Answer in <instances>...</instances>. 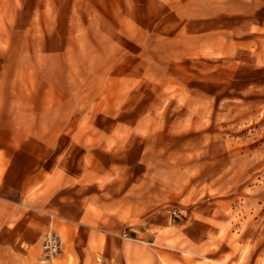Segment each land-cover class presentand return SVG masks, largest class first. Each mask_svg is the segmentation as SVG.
I'll list each match as a JSON object with an SVG mask.
<instances>
[{"label":"rangeland","instance_id":"obj_1","mask_svg":"<svg viewBox=\"0 0 264 264\" xmlns=\"http://www.w3.org/2000/svg\"><path fill=\"white\" fill-rule=\"evenodd\" d=\"M79 1L10 5V12L36 15L78 10L77 20L62 22L78 29L77 37L44 38L36 26L26 38L16 27L12 55L21 58L27 44L26 56L38 62L34 50L46 45L44 72L53 76L59 60L93 78L94 101L79 94V108L125 112L135 125L128 142L134 137L143 171L155 173L110 176V212H128L127 219H112L106 231L91 229L87 245L65 243L48 228L40 264H59L63 253V264H264V0ZM215 10L223 13L217 29ZM29 23L39 24L32 17ZM5 56L0 53V76ZM40 79L0 84V93L10 91V102H0L10 107V176L28 173L27 161L13 159V151L25 146L38 155L46 103ZM5 121L0 116V127ZM6 167L0 158V176ZM119 191L127 194L120 210ZM139 206L143 219L135 220L129 212ZM164 215L168 226L150 218ZM51 236L59 240L55 254L43 246Z\"/></svg>","mask_w":264,"mask_h":264},{"label":"crops","instance_id":"obj_2","mask_svg":"<svg viewBox=\"0 0 264 264\" xmlns=\"http://www.w3.org/2000/svg\"><path fill=\"white\" fill-rule=\"evenodd\" d=\"M79 2L0 0V53L6 54L4 63L1 62L6 71L0 76V84H30L32 81L27 79L37 75L42 79L38 83L46 86L45 91L39 90V97L46 103L39 112L38 155L25 146L12 152L13 159L20 156L27 161L28 173L22 176H10V107H0V116L6 117V124L2 122L0 127V158L7 166L0 176V264H40L42 236L48 228L60 232L65 243L87 245L91 229L106 231L111 227L112 219L123 222L128 217V212L120 210L127 194L120 191L117 195L120 211L114 215L110 212V176H154L155 173L148 175L143 171L142 148L136 146L134 137L128 142V129L135 125L127 124L125 112L79 108V94L86 93L87 99L94 101L93 78L80 77L79 72L71 70L73 67L69 63L59 60L55 63L53 76L44 72L47 68L46 45L43 48L40 44L34 50L40 53L38 62L26 56L31 52L27 44L19 50L23 54L21 58L12 55L18 52L10 46V38L16 35L17 28L26 38L36 26L44 38L77 37L78 29L62 22L77 20L78 16L74 14L78 10L62 13L56 8L54 12L41 10L36 15L10 12V5H23L24 8L32 5L77 6ZM219 11L215 10L216 29L218 17L223 14ZM31 17L39 24L33 23L31 27ZM25 19L28 24L24 23ZM47 27H53L51 32H47ZM57 48L55 46V53ZM10 58L18 63L17 68L11 66ZM94 62L88 63V68H94ZM35 63L38 72H32ZM25 98L17 95L14 99ZM4 101L10 102L9 90L6 94L0 93V102ZM140 208L138 211H135L136 207L135 210L132 208L129 215L140 220L142 216L137 214L141 212ZM151 217H154L155 226L171 224L170 216ZM65 257L63 253L59 264H63Z\"/></svg>","mask_w":264,"mask_h":264},{"label":"built area","instance_id":"obj_3","mask_svg":"<svg viewBox=\"0 0 264 264\" xmlns=\"http://www.w3.org/2000/svg\"><path fill=\"white\" fill-rule=\"evenodd\" d=\"M58 239H56L55 236H51L49 238H45V240H43V246L45 248V250L47 251L46 253H51V254H55L58 250Z\"/></svg>","mask_w":264,"mask_h":264}]
</instances>
